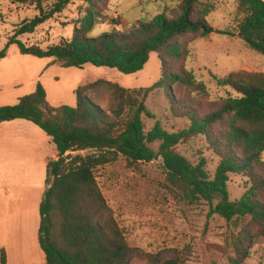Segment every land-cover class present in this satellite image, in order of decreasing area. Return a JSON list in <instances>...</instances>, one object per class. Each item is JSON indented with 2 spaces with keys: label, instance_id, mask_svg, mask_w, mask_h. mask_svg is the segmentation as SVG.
<instances>
[{
  "label": "trees",
  "instance_id": "obj_1",
  "mask_svg": "<svg viewBox=\"0 0 264 264\" xmlns=\"http://www.w3.org/2000/svg\"><path fill=\"white\" fill-rule=\"evenodd\" d=\"M15 1L30 3L38 14L16 28L8 45H18L22 55L54 59L53 63L63 68L83 69L91 64L136 74L153 53L162 59H180L183 50L179 39L185 35L205 38L215 31L207 21L214 8L200 0H185L180 15L173 19L163 13L148 22L138 21L125 33L114 31L94 38L87 36L89 28L83 19L81 26L75 27L73 38L46 49L29 47L18 38L34 34L74 0ZM239 9L245 15L239 24V37L264 55V0H239ZM87 17L94 21V15ZM6 54L7 49L0 52V58ZM164 66L162 78L149 88L131 91L106 81L81 86L76 90V107L50 106L41 85L17 105L0 107V123L32 122L52 139L58 152V159L47 166V189L40 204L39 243L46 264H130L140 256L149 264L184 263L178 250L160 261L129 246L95 175L98 168L116 162L120 156L130 166L161 158L170 187L181 191L186 200L206 202L209 217L219 215L227 221L251 218L257 225V236L264 241V72L213 76L219 87L232 89L238 97L211 101L212 109L204 111L209 98L207 86L193 71L178 67L166 72ZM173 88L187 93L172 100V110L189 119L190 126L169 133L157 121L147 133L143 118H154L146 107L148 98L159 89ZM101 89L108 92V99L102 103L91 98ZM200 135L208 138L220 160L213 177L205 169V160L193 164L176 151L179 144ZM156 143L160 144L157 151L152 147ZM85 151L94 153L83 155ZM231 175L247 180L246 191L235 201L229 193ZM252 244L246 233L232 237L239 256L236 264H244L251 257ZM0 264H7L5 252Z\"/></svg>",
  "mask_w": 264,
  "mask_h": 264
},
{
  "label": "rangeland",
  "instance_id": "obj_2",
  "mask_svg": "<svg viewBox=\"0 0 264 264\" xmlns=\"http://www.w3.org/2000/svg\"><path fill=\"white\" fill-rule=\"evenodd\" d=\"M184 1L74 0L62 14L37 28L34 34L18 39L29 47L46 49L63 39L73 38L75 27H80V20L83 19L89 28V38L114 31L125 33L138 21L148 22L159 14L164 13L169 19L176 18ZM200 3L214 8L207 18L214 33L205 38L198 34H187L179 39L183 50L180 59H162L159 54L153 53L141 72L127 75L116 69L98 68L91 64L83 69L63 68L53 63L54 59L22 55L18 45L8 44L16 28L23 21L33 19L38 12L30 3L0 0V52L7 49L6 58H0V107L17 105L21 98L35 93L39 85L45 89L49 105L55 108L76 107V90L100 81L131 91L149 88L162 78L163 64L166 72L176 71L178 67L193 71L207 86L209 98L204 102V111L212 109L211 101L218 103L229 96L238 97L232 89L219 87L213 76L224 78L233 72L263 73L264 55L250 49L239 37V24L245 17L239 9V0H200ZM90 15H94V21L87 17ZM186 94L173 88L172 91L159 89L150 95L146 107L154 118L144 116L145 131H151L157 121L169 133L187 129L189 119L179 117L172 110V100L181 99ZM91 98L102 103L103 99H108V92L101 89ZM9 124L0 126L10 127L6 131L12 137L21 136L20 131ZM24 135L27 136L26 133ZM51 144L55 146L53 141ZM159 145L156 143L152 147L157 151ZM26 148L31 146L22 147L14 143L0 146V213L4 202L10 208L16 203L13 198L2 199L4 182L14 189L40 179L38 174L26 175L30 155L15 152L16 149ZM212 148L208 138L200 135L182 142L176 151L193 164L205 160V169L213 177L220 160ZM92 153L85 151L82 154ZM95 175L130 247L153 254L160 261L171 258V251L178 250L182 253L183 264H236L234 261L239 256L232 245V237L243 232L253 242L252 255L243 263L264 264V241L257 236V225L252 219L227 221L219 215L209 217L210 206L206 202H190L181 191L170 187L161 158L152 163L130 166L120 156L116 162L98 168ZM45 176L47 178V173ZM246 181L241 176H230L228 186L231 201L242 197L246 191ZM31 255H34V261H39L35 252ZM130 264L149 262L140 256L134 257Z\"/></svg>",
  "mask_w": 264,
  "mask_h": 264
},
{
  "label": "crops",
  "instance_id": "obj_3",
  "mask_svg": "<svg viewBox=\"0 0 264 264\" xmlns=\"http://www.w3.org/2000/svg\"><path fill=\"white\" fill-rule=\"evenodd\" d=\"M3 124L17 128L21 136L12 137L6 131L10 127L1 128L3 126H0V146L6 143L12 145L14 143L22 147L31 146L26 149H16L15 152L30 155L31 160L26 175L38 174L40 179L33 183L19 185L14 189H11L7 182L3 183L2 199L13 198L16 203L12 208L5 202L2 204L4 206L0 213V262L5 252L7 264H46V256L39 243L40 204L47 189L45 176L47 166L49 162L58 159V152L56 146L51 144L52 139L32 122L15 120L0 123V125ZM1 170L0 166V173ZM32 251L38 256L39 261H34V257L31 256Z\"/></svg>",
  "mask_w": 264,
  "mask_h": 264
},
{
  "label": "bare ground",
  "instance_id": "obj_4",
  "mask_svg": "<svg viewBox=\"0 0 264 264\" xmlns=\"http://www.w3.org/2000/svg\"><path fill=\"white\" fill-rule=\"evenodd\" d=\"M31 256H34V255H31ZM35 258V257H34Z\"/></svg>",
  "mask_w": 264,
  "mask_h": 264
}]
</instances>
